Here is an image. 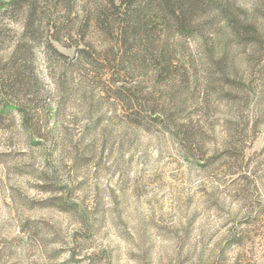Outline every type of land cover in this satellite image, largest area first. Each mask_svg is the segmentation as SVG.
<instances>
[{"label":"rangeland","instance_id":"obj_1","mask_svg":"<svg viewBox=\"0 0 264 264\" xmlns=\"http://www.w3.org/2000/svg\"><path fill=\"white\" fill-rule=\"evenodd\" d=\"M0 264H264V0H0Z\"/></svg>","mask_w":264,"mask_h":264},{"label":"trees","instance_id":"obj_2","mask_svg":"<svg viewBox=\"0 0 264 264\" xmlns=\"http://www.w3.org/2000/svg\"><path fill=\"white\" fill-rule=\"evenodd\" d=\"M6 1H9L10 3H15V0H6ZM135 0H121L122 4H125V5H132L134 3ZM164 1L165 5L170 8L171 7V2L172 0H162ZM193 1H199V0H193ZM182 11V8H179V10H177V13ZM229 24V22H228ZM4 105V104H3Z\"/></svg>","mask_w":264,"mask_h":264}]
</instances>
